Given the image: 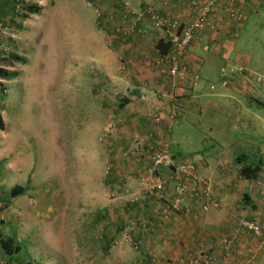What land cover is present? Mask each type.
<instances>
[{
	"label": "rangeland",
	"instance_id": "1",
	"mask_svg": "<svg viewBox=\"0 0 264 264\" xmlns=\"http://www.w3.org/2000/svg\"><path fill=\"white\" fill-rule=\"evenodd\" d=\"M50 4L54 5L51 15L43 13L41 19L34 14L23 19L24 9L17 15L9 8L4 25L9 30L4 36L11 57L21 59V38L26 51L23 68L18 62L20 67L13 65L20 72H9L14 76L7 86L3 116L10 144L33 166L28 186V181L23 184L28 194L14 200L7 193L16 185L5 191L0 188V240L13 239L20 249L12 260L0 252V264H118V257L136 252L122 242L111 245L113 231L105 223L112 218L99 207L100 201L111 198L110 190L102 193L98 186L104 179L106 158L101 141L112 132L111 121L103 132L105 120L94 97L100 91L102 71L97 62L103 50L99 12L95 0L83 6L79 0ZM27 6L39 7L31 0ZM253 28L259 33L252 34L247 27L236 40L230 60L217 62L203 54L205 62L195 88H203L207 95L203 112L190 110L173 126L172 150L191 159L199 176L209 183L221 156L249 139V132L232 117L234 110L228 116L219 115L207 103L219 107L228 101L222 96L230 95L231 85H223L221 70L232 85L242 79L250 98L258 90L261 97L264 89V16ZM110 172L108 166L105 175ZM122 246H127L122 254L114 250Z\"/></svg>",
	"mask_w": 264,
	"mask_h": 264
},
{
	"label": "crops",
	"instance_id": "2",
	"mask_svg": "<svg viewBox=\"0 0 264 264\" xmlns=\"http://www.w3.org/2000/svg\"><path fill=\"white\" fill-rule=\"evenodd\" d=\"M31 1L39 6L38 13L33 15L36 19H41L43 13L51 15L50 10L54 5L50 3L53 0ZM79 1L83 6L87 0ZM233 1V5L240 10L242 21L236 22L217 15V30L198 36L189 48L184 59L186 73L184 78L180 79L167 78L157 70L155 65L159 54L155 47L162 37L146 22L142 23V35L127 34V28L137 11V4L141 3L142 8L149 5L163 7L158 4V0H95L99 12L98 21L104 36L102 35L100 46L103 49L102 57L97 61L102 68L100 91L94 97L105 120L102 128L104 133L108 130L110 121L112 122L110 138L101 141L106 158L104 179L98 188L102 193L110 190L115 194L112 198L100 201L99 207L107 211L112 218L105 224L108 228L111 227V232L116 235L132 219H137V223L144 225L147 230L138 234V238L142 240L140 251L129 253L128 257H118V264H188V256L198 242H203L218 261L222 255L223 240L231 241L229 264H264V110L260 109H264V89L261 90V97L258 90L254 97L250 98L248 85L239 79L233 85L230 84V95L222 96L228 100L226 104L217 107V104L207 102L219 115L224 112L228 116L229 110H234L232 117L249 132V139L239 142L240 148L228 151L218 160L219 164L215 167L211 183L199 176L198 166L193 164L191 159L184 158L172 150L173 126L179 118L190 110L203 112L207 95L203 88L195 89L200 81L199 72L205 62L203 54H209L208 56L217 62L228 61L230 54L234 52L236 40L247 27L252 28V34L259 33L253 26L264 16V0ZM9 2L10 0H0V21L3 25L10 16ZM23 2L27 5L30 0ZM186 2L188 0L180 1L181 5H168L163 7L162 11L187 22L190 12L185 9ZM24 24L25 22H22V25ZM19 40H22V48L18 46V49L25 53L24 39ZM205 45L209 47L207 52L203 50ZM24 53L19 54L23 60L21 67L25 63ZM234 60L237 64L241 63L238 59ZM12 63L7 67V72H20L16 67L20 62ZM248 63L250 62L247 61L243 65L249 67ZM18 65L20 67V64ZM195 75L199 77L198 81L193 80ZM12 79L4 80L5 93L0 97V117L3 123V130H0V188L5 191L8 187L16 185L12 189L22 187L28 194L29 191L23 184L28 181V172L29 179L31 178L33 165L23 159L17 149H13L3 116L8 101L7 86ZM217 96L221 99V95ZM254 103L260 106L255 107ZM171 116L175 117L174 122ZM157 117L160 118L158 124L154 122ZM134 141L146 146L155 143L169 144L175 161L192 163L196 177L209 187L211 199L188 200L184 204L186 211L172 215L167 222H161L151 214V206L139 200L145 195L137 180L142 170L131 168L125 158ZM235 158L240 164H235ZM108 166L111 172L106 176L105 169ZM242 167H248L250 171L257 167L258 170H255L252 178L247 179L241 175ZM24 169L27 170L26 173ZM180 180L185 184L190 182L186 177H180ZM17 197L13 199H20ZM213 202L218 204L217 210L209 208L207 212L202 211L203 205H211ZM241 219L255 222L260 227L261 237L251 236L241 230L238 227ZM101 243L100 249L104 250L105 243ZM126 249L127 246H122L114 250L122 254ZM153 253L157 254L155 263L149 260Z\"/></svg>",
	"mask_w": 264,
	"mask_h": 264
},
{
	"label": "built area",
	"instance_id": "3",
	"mask_svg": "<svg viewBox=\"0 0 264 264\" xmlns=\"http://www.w3.org/2000/svg\"><path fill=\"white\" fill-rule=\"evenodd\" d=\"M16 1L15 12L22 13L24 2L23 0ZM180 1L183 0H158V4L163 7L175 4L181 5L179 4ZM233 2V0H188L185 3V9L188 13L190 12L187 22H182L180 19L164 13L162 11L163 7L158 5H149L142 8L141 3H138L137 11L133 15L134 19L127 28V34L138 33L142 35V23L146 22L149 27L161 35L162 39L159 41L168 45L165 54H160L155 47L156 52L159 54L155 65L157 70L167 78L183 79L186 73L184 59L189 48L198 36L217 30V15L236 22L242 21L240 10L233 5ZM222 19H219V21ZM8 31L6 26L0 24L1 59L11 57V52L6 47L7 38L4 36ZM203 50L207 52L209 47L205 45ZM0 69L8 71V68L1 63ZM239 71L241 72L242 69L239 68ZM234 72L233 70L229 71L230 74ZM219 76L221 80H224L223 85H230V80L225 81L226 73L224 69L221 70ZM193 80L198 81L199 77L195 75ZM257 82L260 83V80ZM262 86L264 87V84ZM4 91V80L0 78V97L5 93ZM170 118L172 121L175 120L174 116ZM154 122L158 124L160 118H155ZM125 158L129 161L131 168L136 171L138 169L142 170L137 180L140 182L145 195L139 200L143 204H149L151 214L161 222H167L172 215H179L181 212L186 211L187 207L184 204L188 200L211 199L209 187L204 181L196 177L192 163L182 160L175 161L169 144L155 143L146 146L139 141H134ZM180 177L190 179L189 184L182 183ZM114 196V193L110 194L111 198ZM209 208L217 210L218 204L216 202L211 205L206 203L202 206V211L207 212ZM137 221V219H132L122 227L119 234L112 233L114 238L111 239V245L117 247L122 242L131 251L138 253L142 248V240L138 238V234L147 230H145L144 225L138 224ZM238 227L251 236L261 237L260 227L253 221L241 219ZM221 249L222 255L216 261L205 244L198 242L195 249L188 256V264H229L231 241L223 240ZM149 260L155 263L157 254H151Z\"/></svg>",
	"mask_w": 264,
	"mask_h": 264
},
{
	"label": "trees",
	"instance_id": "4",
	"mask_svg": "<svg viewBox=\"0 0 264 264\" xmlns=\"http://www.w3.org/2000/svg\"><path fill=\"white\" fill-rule=\"evenodd\" d=\"M10 4V8H11V13L13 12L14 14H17L15 12V6L17 4L16 0H10L9 2ZM22 8L25 10V15L22 16L23 19H26L28 14H37L39 9L37 7H29L25 4H22ZM13 10V11H12ZM12 14V16L14 15ZM21 16V15H20ZM1 20V19H0ZM1 24V21H0ZM5 25V24H4ZM156 49L160 54H165L168 50V45H165L163 42L159 41L156 44ZM22 62L23 60H21L20 58L17 57H11L10 59H0V63L4 66V67H8L12 64V62ZM14 75L9 74L7 71L0 69V78L3 80H10L13 78ZM0 130H3V123L0 117ZM235 164H240L239 160L237 158H235ZM255 170H258V168L256 167L254 169V171H250L248 167H242L241 168V175L244 178H252V175L254 174ZM25 193L24 188L22 187H16L15 189H12L11 191V195L10 197L15 198L17 196L23 195ZM110 235L109 240L113 239L114 237ZM13 243H15V241H13V239H6V240H0V252L2 254H4L5 257L8 258V260H12L13 256H16L19 252L20 249L18 246L13 245Z\"/></svg>",
	"mask_w": 264,
	"mask_h": 264
}]
</instances>
